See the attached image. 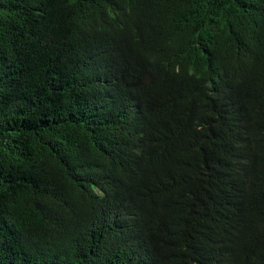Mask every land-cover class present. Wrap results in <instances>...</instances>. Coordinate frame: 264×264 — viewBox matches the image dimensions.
<instances>
[{
    "label": "trees",
    "instance_id": "obj_1",
    "mask_svg": "<svg viewBox=\"0 0 264 264\" xmlns=\"http://www.w3.org/2000/svg\"><path fill=\"white\" fill-rule=\"evenodd\" d=\"M0 264H264V0H0Z\"/></svg>",
    "mask_w": 264,
    "mask_h": 264
}]
</instances>
